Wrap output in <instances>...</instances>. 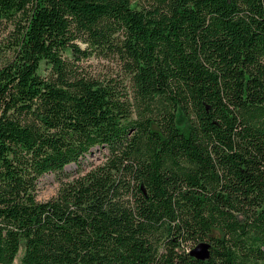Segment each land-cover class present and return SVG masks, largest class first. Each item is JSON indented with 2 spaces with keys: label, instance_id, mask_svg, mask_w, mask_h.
Masks as SVG:
<instances>
[{
  "label": "trees",
  "instance_id": "16d2710c",
  "mask_svg": "<svg viewBox=\"0 0 264 264\" xmlns=\"http://www.w3.org/2000/svg\"><path fill=\"white\" fill-rule=\"evenodd\" d=\"M0 264H264V0H0Z\"/></svg>",
  "mask_w": 264,
  "mask_h": 264
},
{
  "label": "rangeland",
  "instance_id": "374dc122",
  "mask_svg": "<svg viewBox=\"0 0 264 264\" xmlns=\"http://www.w3.org/2000/svg\"><path fill=\"white\" fill-rule=\"evenodd\" d=\"M96 65V63H93ZM181 119H179V122ZM105 153V151H94V153L90 156H88L86 159L87 161L83 162V165H81V169H78L75 165H69L65 168L64 174L68 175L69 177L78 175L79 170H87L90 164H97L102 157V154ZM58 181L56 180V176L53 174H47L45 175L40 182V189L38 192V200L39 201H47L50 198H52L58 189Z\"/></svg>",
  "mask_w": 264,
  "mask_h": 264
},
{
  "label": "water",
  "instance_id": "95a60500",
  "mask_svg": "<svg viewBox=\"0 0 264 264\" xmlns=\"http://www.w3.org/2000/svg\"><path fill=\"white\" fill-rule=\"evenodd\" d=\"M189 255L200 261H206L210 257V244L209 243H200L191 249Z\"/></svg>",
  "mask_w": 264,
  "mask_h": 264
}]
</instances>
